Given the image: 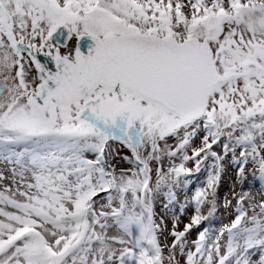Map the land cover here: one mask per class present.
Segmentation results:
<instances>
[{
  "label": "snow or ice",
  "instance_id": "snow-or-ice-1",
  "mask_svg": "<svg viewBox=\"0 0 264 264\" xmlns=\"http://www.w3.org/2000/svg\"><path fill=\"white\" fill-rule=\"evenodd\" d=\"M0 166V264H264V0H0Z\"/></svg>",
  "mask_w": 264,
  "mask_h": 264
},
{
  "label": "rangeland",
  "instance_id": "rangeland-1",
  "mask_svg": "<svg viewBox=\"0 0 264 264\" xmlns=\"http://www.w3.org/2000/svg\"><path fill=\"white\" fill-rule=\"evenodd\" d=\"M195 144H199V139H196ZM215 150L220 151L219 148H216ZM123 154H130L127 152V149L123 150ZM117 166L119 168H127L129 165L124 163L123 161L117 162ZM2 167V166H0ZM206 178V173L201 172L200 174L194 176L192 178V183L185 189H178L177 190V196L178 200L183 203L186 200H190L192 195L195 193L196 189L198 187H202L204 180ZM262 184L258 180V178L253 177L251 173L247 174V179L244 181L243 186L241 184L237 183L236 177H235V169L230 163V159L225 161V172L222 176L219 192H218V211L215 214L214 218L210 222H206L204 226H210L218 231L224 224H227L231 220L230 216V209H225L223 207V199L225 196L231 197V194L233 191H248L251 192L253 195H256L257 198H259V194L261 193ZM159 210V208H158ZM191 207L189 206L185 214L181 217V225L180 227H183V222H186L191 215ZM178 212V207H177ZM169 227H171V223L169 222ZM199 229L193 230L191 233L190 239H195L197 232ZM215 235V232L213 233ZM171 238L169 237V242ZM257 258V257H254Z\"/></svg>",
  "mask_w": 264,
  "mask_h": 264
},
{
  "label": "bare ground",
  "instance_id": "bare-ground-1",
  "mask_svg": "<svg viewBox=\"0 0 264 264\" xmlns=\"http://www.w3.org/2000/svg\"><path fill=\"white\" fill-rule=\"evenodd\" d=\"M258 258V257H257Z\"/></svg>",
  "mask_w": 264,
  "mask_h": 264
}]
</instances>
